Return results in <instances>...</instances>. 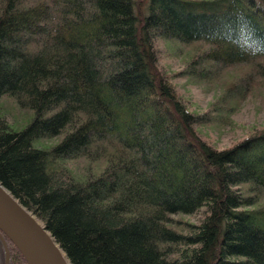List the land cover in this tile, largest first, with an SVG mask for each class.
<instances>
[{
  "label": "trees",
  "instance_id": "1",
  "mask_svg": "<svg viewBox=\"0 0 264 264\" xmlns=\"http://www.w3.org/2000/svg\"><path fill=\"white\" fill-rule=\"evenodd\" d=\"M142 1L0 0V96L34 112L16 131L0 115V181L71 264H264V127L221 150L200 133L264 74V0ZM158 38L198 44L191 75L251 74L194 112L158 66ZM82 156L103 167L79 175ZM200 210L187 226L172 216ZM5 238L9 264H28Z\"/></svg>",
  "mask_w": 264,
  "mask_h": 264
},
{
  "label": "rangeland",
  "instance_id": "2",
  "mask_svg": "<svg viewBox=\"0 0 264 264\" xmlns=\"http://www.w3.org/2000/svg\"><path fill=\"white\" fill-rule=\"evenodd\" d=\"M32 1V0H29ZM34 1V0H33ZM143 11H146V1L140 2ZM158 47L159 64L163 74H166L169 81L176 87L183 102L194 112H205L211 110V104L217 102L219 96L229 89V85L233 82L242 81L250 76L251 68L246 66H212L209 64L200 63L197 67L203 70L208 67V72L204 74L191 75L187 72L190 66L189 62L192 57V52H195L198 44H182L178 41H169L165 38L156 40ZM202 48L204 45L199 44ZM212 66V67H210ZM254 81L248 86L245 96L226 98L223 101L225 106H232V111L227 112L226 108L220 110L226 120L210 123L208 126L200 127L201 135L204 140H207L212 146L221 150V148L232 147L236 142L241 141L243 137L252 132L254 129H263L264 127V74H254ZM218 112V111H217ZM53 111L45 113L46 116L51 115ZM0 115L6 117L9 126L12 130H21L33 119L34 112L29 107H23L18 103L16 96L4 94L0 96ZM222 118V116H220ZM64 132L59 135L49 138V140H35L34 146L39 143H57L64 136ZM42 141V142H41ZM45 141V142H43ZM104 157V156H103ZM86 159L82 158L71 159L69 166L76 169L79 175L88 174V171H97L103 167L104 159ZM87 167H92L88 170ZM95 171V172H96ZM88 172V173H87ZM240 191L247 192L251 195H256V192L249 190L246 183L237 186ZM264 201V191L261 192L259 199L260 204ZM178 224L187 226L188 223H198L203 216L202 210L192 214H173ZM187 223V224H186ZM188 231V230H185Z\"/></svg>",
  "mask_w": 264,
  "mask_h": 264
},
{
  "label": "water",
  "instance_id": "3",
  "mask_svg": "<svg viewBox=\"0 0 264 264\" xmlns=\"http://www.w3.org/2000/svg\"><path fill=\"white\" fill-rule=\"evenodd\" d=\"M3 234L17 245L28 264H71L44 222L0 181V239L5 264H9L10 249Z\"/></svg>",
  "mask_w": 264,
  "mask_h": 264
},
{
  "label": "bare ground",
  "instance_id": "4",
  "mask_svg": "<svg viewBox=\"0 0 264 264\" xmlns=\"http://www.w3.org/2000/svg\"><path fill=\"white\" fill-rule=\"evenodd\" d=\"M65 253V252H64Z\"/></svg>",
  "mask_w": 264,
  "mask_h": 264
}]
</instances>
